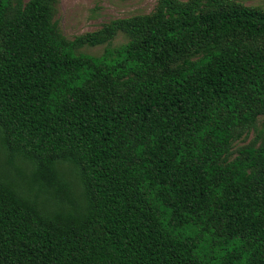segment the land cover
Masks as SVG:
<instances>
[{"label": "trees", "instance_id": "16d2710c", "mask_svg": "<svg viewBox=\"0 0 264 264\" xmlns=\"http://www.w3.org/2000/svg\"><path fill=\"white\" fill-rule=\"evenodd\" d=\"M56 3L0 0V264H264V8Z\"/></svg>", "mask_w": 264, "mask_h": 264}, {"label": "rangeland", "instance_id": "374dc122", "mask_svg": "<svg viewBox=\"0 0 264 264\" xmlns=\"http://www.w3.org/2000/svg\"><path fill=\"white\" fill-rule=\"evenodd\" d=\"M27 1V0H25ZM248 6L264 8V0H237ZM158 0H57L55 4L54 21L58 24L61 34L68 39L99 29L103 24L117 18H127L138 14L151 13ZM127 41V37L120 33L112 41L118 46ZM106 45L85 46L82 52L100 55ZM259 120L258 127L261 126ZM255 136L251 131L248 138L234 143L233 151L248 144Z\"/></svg>", "mask_w": 264, "mask_h": 264}]
</instances>
